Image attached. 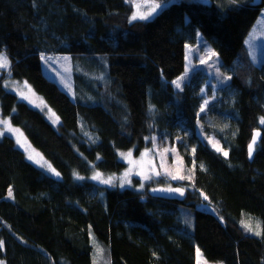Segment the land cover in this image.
<instances>
[{
  "label": "trees",
  "instance_id": "16d2710c",
  "mask_svg": "<svg viewBox=\"0 0 264 264\" xmlns=\"http://www.w3.org/2000/svg\"><path fill=\"white\" fill-rule=\"evenodd\" d=\"M263 8L264 0H179L130 21L127 0H0V52L10 60L0 75L1 113L61 175L45 174L13 138H0V264H94L91 241L108 248V264H195L196 248L209 261L264 264V69L245 44ZM198 32L230 74L209 128L227 157L199 135L192 84H172ZM40 53L106 63L98 103L70 99L44 74ZM9 77L26 81L60 122L7 91ZM176 123L185 179L138 189L75 178L120 173V151L137 153L145 136L169 137ZM164 183L183 195L161 190Z\"/></svg>",
  "mask_w": 264,
  "mask_h": 264
},
{
  "label": "rangeland",
  "instance_id": "374dc122",
  "mask_svg": "<svg viewBox=\"0 0 264 264\" xmlns=\"http://www.w3.org/2000/svg\"><path fill=\"white\" fill-rule=\"evenodd\" d=\"M133 6V13L137 11L135 5H141L140 11L147 13L151 11V5L160 4L157 0H127ZM171 4V3H169ZM168 4V5H169ZM161 10L158 11V13ZM132 13V15H133ZM131 15V16H132ZM130 16V17H131ZM156 16L153 15L152 17ZM151 17V18H152ZM150 19V18H149ZM253 28L250 30L246 36L245 44L248 48V54L253 63L258 66H261L264 69V8L261 10L258 18L254 22ZM196 35L195 42L189 43L188 46L192 49L189 53L188 49L185 47L186 56L185 58V69L178 77H183L181 81V87L176 88L173 84L175 90L183 89L188 83L192 84L193 94L195 95L197 102L195 113L198 116L197 122L199 126V135L206 140L210 146L215 150L214 144H218L220 148L224 150L219 139L210 133L211 127H215V120L217 118V109L222 107V100L224 97L227 98V94L222 92V89L229 83L230 79L224 80L223 77H230L228 71L222 64V60L217 53V50L214 49L212 43L206 40L201 33ZM211 48L217 53V56L210 60L207 64H201V59L207 58V50ZM39 57L41 58V69H43L44 74L47 78L55 81L60 89L66 91L70 99L74 102H79L83 105H96L98 103L95 99L94 91H100L102 88H105L106 82L109 81L108 76H106L107 65L103 64L99 59H94V61H86L82 57H71L69 54H45L40 53ZM102 60V57H100ZM9 65H10V60ZM211 65V67L209 66ZM8 68H0V75L8 73ZM219 73V76L218 74ZM264 71H262V75ZM172 80V81H174ZM4 87L7 91H13L17 94L18 98L24 101H27L31 106L37 108L38 110L44 112V114L49 118L51 122H55L57 125L59 121L58 116L49 109L48 105L44 101L43 97L36 93L32 87L24 80H15L9 77L5 78ZM201 89H204L202 92ZM205 100L208 101L207 105L204 106V111H201V106L204 105ZM80 120V119H79ZM3 121H8V124L12 129H18V132L6 131ZM83 124L80 120V125ZM181 125L176 123L172 126L171 135L169 137H163L162 139L158 138L156 135H151L146 137V146L142 147L140 151L135 153L134 148L130 150H122L120 153H128L131 151L132 155L130 158L125 159L120 156L119 159L126 163V167L121 170L120 173H112L110 175L101 172L100 170H92L89 176H85L80 173H76L78 176L75 178L78 179H91L96 183L100 184V180H94L92 177L96 173L101 174L102 179H108L113 177L112 184L103 185H117L121 186V177L124 173L131 168L132 174L130 176L131 183L124 184V186L135 187L138 189H143L146 182L153 181H169L174 179L173 176H185V166L183 158L179 149L177 148V143L182 142L183 131L181 130ZM0 132H3L2 136H8L13 138L15 145H17L21 151L26 155L27 160L32 164L38 166L45 174L51 175L55 178L61 177L57 168L49 162V160L44 157V155L36 148L35 145L31 144L26 133L14 123H11L10 117L4 116L1 113L0 108ZM20 140L18 143L17 140ZM154 138V139H153ZM169 151H165V150ZM174 149V151H172ZM220 152V151H219ZM223 154V152H220ZM29 156L32 159H29ZM131 161V163H130ZM51 166L49 168L48 166ZM55 170V173H59V176L55 175L52 171ZM159 172V175L155 173ZM136 173H140L137 175ZM138 177L143 183V187H140L141 184L135 185L133 182V177ZM144 176L150 177V179H143ZM79 177V178H78ZM182 180V179H175ZM159 185V183H155ZM161 190L169 189L167 184H163ZM11 198V197H10ZM205 209H208L207 206H202ZM259 223V220H258ZM253 231V230H251ZM260 233V230H259ZM251 234V233H250ZM256 236H260L252 233ZM94 237L93 234L90 237ZM96 238V237H95ZM93 244L92 259L94 264H108V248L102 247L97 243ZM197 250V248H196ZM200 250V249H199ZM201 252V250H200ZM196 259L195 264H197V252L195 251ZM203 261H206V264H224L222 262L209 261L207 260L202 253ZM1 264H5L1 262Z\"/></svg>",
  "mask_w": 264,
  "mask_h": 264
},
{
  "label": "snow or ice",
  "instance_id": "6c2138e0",
  "mask_svg": "<svg viewBox=\"0 0 264 264\" xmlns=\"http://www.w3.org/2000/svg\"><path fill=\"white\" fill-rule=\"evenodd\" d=\"M179 0H163L162 3L160 4H153L151 5V11L150 12H147V13H144V12H141L139 9L141 7V5H135V7L137 8V11L133 13V15L130 17V21H133V20H148L149 18H151L153 15L157 14L159 10H162L163 8L167 7L169 3H178ZM199 2H202V3H207L208 0H199ZM185 22H189L187 17L185 18ZM197 35L199 36V32L197 33ZM186 49H188L189 53L192 51V49L190 48V46L188 45H185ZM217 56V53L215 51H213L211 48H209L207 50V58L206 59H201L200 60V63L201 64H207L210 60H212L214 57ZM188 57L186 56V59ZM9 66V61H8V58L7 56L3 53V52H0V68H8ZM211 67V65H209ZM218 76H219V73H217ZM183 77H179L177 78L176 80L172 81V83L176 86V88H180L181 87V81H182ZM224 80H227V79H230V77H223ZM201 91L203 92L204 89H201ZM208 101L205 100L204 102V105L201 106V111H204V106L207 105ZM260 123L261 124H264V117L261 118L260 120ZM3 124L5 125V130L6 131H12V132H18L19 130L18 129H12L10 127V125L8 124V121H3ZM0 135H3V132H0ZM259 136V133H254L253 135V140H252V143L249 144V157L251 158L252 156V152L254 150V145H255V142H256V139L257 137ZM154 139V138H153ZM17 142L19 143L20 140L18 138ZM214 147H216V150L217 151H220V152H223V155L225 157H227L228 153L226 151H223L222 148H220L218 146V144H214ZM165 151H169V150H165ZM174 151V149L172 150ZM195 151V150H193ZM132 155L131 151H129L128 153H120V156L125 158V159H128L130 158ZM29 159H32L31 156H29ZM131 163V161H130ZM49 168H51V166L49 165L48 166ZM52 171L55 173V170L52 169ZM132 174V170L131 168H129L128 171H126L123 175V177H121V187L124 186V184H130L131 183V180H130V176ZM137 175H140V173H136ZM160 173L157 172L155 173V175H159ZM55 175L59 176V173H55ZM79 178V177H78ZM173 179H185L184 176H173L172 177ZM92 179L94 180H100L101 183H104V184H112L113 183V177H109L108 179H102L101 178V174L100 173H96ZM143 179H150V177L148 176H144ZM143 183H141L140 187H143ZM153 191H157V190H153ZM166 191H169V192H177L179 193L180 195H183V192H184V189L182 188H177V189H173V188H169V189H166ZM8 196L11 197L12 196V191L11 189H9L8 191ZM205 199H207V197H205ZM245 227L247 228L248 226L245 225ZM249 230H251L249 228ZM257 235H259V231H257L256 233ZM3 247V243L0 242V248ZM197 252V264H206V261H203L202 259V253L200 252L199 248H197L196 250Z\"/></svg>",
  "mask_w": 264,
  "mask_h": 264
},
{
  "label": "water",
  "instance_id": "95a60500",
  "mask_svg": "<svg viewBox=\"0 0 264 264\" xmlns=\"http://www.w3.org/2000/svg\"><path fill=\"white\" fill-rule=\"evenodd\" d=\"M260 2V0H253V3L254 4H258ZM259 133V136L257 137V139H256V142H255V145H256V143L258 142V140H259V138H260V136H261V133H260V130H258V131H253L252 132V137H251V139L249 140V142L247 143V145H248V147H247V155H248V158L251 160L252 159V157H253V152H252V156H251V158L249 157V144L250 143H252V140H253V135H254V133ZM255 145H254V147H255ZM254 151V150H253Z\"/></svg>",
  "mask_w": 264,
  "mask_h": 264
}]
</instances>
